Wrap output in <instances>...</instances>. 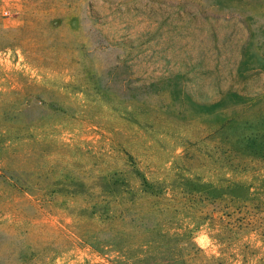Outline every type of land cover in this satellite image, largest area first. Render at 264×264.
<instances>
[{
    "label": "rangeland",
    "instance_id": "374dc122",
    "mask_svg": "<svg viewBox=\"0 0 264 264\" xmlns=\"http://www.w3.org/2000/svg\"><path fill=\"white\" fill-rule=\"evenodd\" d=\"M0 264H264V0H0Z\"/></svg>",
    "mask_w": 264,
    "mask_h": 264
}]
</instances>
